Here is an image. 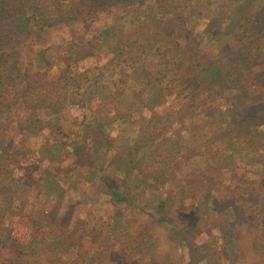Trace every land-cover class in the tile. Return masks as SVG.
<instances>
[{
	"label": "rangeland",
	"instance_id": "rangeland-1",
	"mask_svg": "<svg viewBox=\"0 0 264 264\" xmlns=\"http://www.w3.org/2000/svg\"><path fill=\"white\" fill-rule=\"evenodd\" d=\"M78 1L58 0L63 9ZM154 2L130 0L133 13L119 6L89 14L83 4L78 19L33 30L27 37H16L7 47L19 53L23 69L37 72L44 71L40 54L50 46L70 42L85 46L92 54L78 60L74 55L68 65L57 63L53 72L57 76L64 70V75L76 80L85 107H68L58 115L39 111L42 127L36 137L16 126L25 114L21 106L8 119H0V148H20L26 153L20 158L32 164L34 150L52 147V157L59 162L54 163L57 179L47 177L41 189L22 190L21 209L26 203L32 217L25 224L32 232L21 230L23 235L31 234L33 251L16 258L12 248L6 246L2 258L7 264H264V218L260 217L262 208L264 212V175H260L264 150L249 155L243 150L246 156L236 154L233 139L241 135V130L230 126L220 133L221 125L214 122L219 119L217 110L206 107L191 113V101L181 103L174 95L169 104L157 109L165 101L162 92L154 89L142 104L141 91L146 86L140 88L151 70L169 68L179 50L202 56L213 54L216 46L232 45L231 37L223 31L224 23L237 17L235 9L240 4L245 10L239 18L250 17L255 22L257 15L264 16V0H180L178 15L186 27L177 51L169 49L165 32L160 33L165 23L155 25L146 17L157 10ZM187 32L195 40L193 49L187 42ZM156 50L166 52L165 57ZM48 53L52 59L58 56L56 50ZM218 65L221 69L225 66L222 62ZM174 90L177 92V88ZM109 92L118 94L131 114L126 121L97 129L107 146L103 154L102 150L96 155L83 126L91 119L88 104ZM150 111L156 121L168 125V131L172 130V137L182 146L204 144L213 173L224 172L222 187L205 181L206 175L200 176L207 164L194 157L181 162L180 169L174 171L176 175L170 174L165 181L147 179L136 171L124 173L127 160L142 158L140 127ZM208 127L213 134L205 137ZM40 157L43 160L36 163L37 168L47 161L46 155ZM112 158L121 159L118 167ZM0 177L10 182L6 171ZM68 179H75V187L66 185ZM111 190L121 197L120 201H115ZM58 194L62 195L55 211L58 226L50 238L43 239L45 211L36 205L40 201L37 198L55 199ZM220 194L227 196L221 198Z\"/></svg>",
	"mask_w": 264,
	"mask_h": 264
},
{
	"label": "trees",
	"instance_id": "trees-1",
	"mask_svg": "<svg viewBox=\"0 0 264 264\" xmlns=\"http://www.w3.org/2000/svg\"><path fill=\"white\" fill-rule=\"evenodd\" d=\"M155 1L157 10L154 14L150 11L146 17L155 25L159 24L158 22L165 23L164 27L162 26L163 32L160 33L165 32L169 49L177 51L180 48L179 41L183 38L182 31L186 27L181 24L178 15L181 11V2L180 0ZM77 3L63 9L58 0H0V119H8L13 115V111L21 106L25 114L16 126L30 137H36L42 127L41 120L38 118L39 111L58 115L68 107L79 109L85 107L86 101L78 92L76 80L64 75L66 73L64 70H61L60 75L57 76L53 72L57 63L68 65L71 59H74V55L78 60L92 54L85 46L70 42L50 46L40 54L45 69L37 72L29 67L24 69L21 67L19 53L14 49H7L10 43L18 36L27 37L33 30H45L78 19L83 4L89 14H95L97 10H112L119 6L127 8L125 9L127 12L133 11V4H129L130 0H79ZM242 6L240 4L235 9L238 13L237 17H231L227 23H224L223 31L231 37L232 45L218 48L215 44L213 54L202 56L190 50H179L173 57V63L171 65L166 63L170 65L169 68L162 71L151 70L149 72L151 76L145 77L140 88L146 86L141 91L142 104L149 99L148 96L154 89L162 92L165 101L163 103L161 101L157 109L167 104L174 96H178L181 103L191 101V105L194 106L191 113L200 109L204 110L206 107L217 110L219 119L214 122L221 125L218 131L221 133L230 126L241 130V135L233 139L232 150L236 154L245 155L242 154L244 150L249 155L248 152L254 154L260 148L264 150V16L257 15L259 18L257 17L255 22H253L254 18H239L241 12L245 10ZM185 36L190 48L193 49L195 40L188 32ZM75 49L77 50L74 51ZM55 50L58 56L52 59L48 56V52H55ZM156 52L165 57L166 52L157 50ZM221 62L225 65L222 69L218 65ZM174 88H177V92ZM89 105H91L90 123L84 124L83 127L90 135V142L93 145L91 151L99 155L103 147L107 146V142H104L97 129L110 128L116 122L126 121L130 117L131 109L115 92H109L103 98H94ZM177 107H174V110L178 109ZM182 110L188 111V108H182ZM147 113L149 117L143 120L146 122L140 127L142 144L139 153L142 158L127 160V166L123 165L124 173L136 171L146 175L147 179L165 181L170 174H172L171 177L176 175L174 171L180 169L181 162L184 163L194 157L207 164V168L200 176L206 175L205 181L213 182L211 184L217 183L218 187H222L220 178L223 177L224 172L219 170L213 173L203 143L190 148L182 146L178 138H173L174 136L171 135L172 130L171 133L170 130L168 131V125L156 121L153 112ZM210 128L205 129L207 131L204 132L205 137L213 134L209 132ZM1 143L4 144L3 141ZM8 148H0V175L4 171L10 175L9 183H5V178L0 177L2 181L0 182V264H7V261L2 258V250L6 246L12 248L16 258L33 251L29 242L31 234L28 232L23 235L21 230L23 228L32 232L31 227L25 224V220L32 217L28 215L29 208H25L26 203L21 209L22 190L41 189L47 177L57 179L55 174H58V171L54 169V163L58 161L52 157L54 155L52 147L34 150L31 156L32 164L25 163L20 158L22 149L16 148L10 151ZM104 152L105 149L102 154ZM40 154L46 155L47 161L42 168H37L36 166L39 165L36 163L43 160ZM223 154H226V150ZM111 160L118 167L117 164L121 159L112 158ZM260 172V175H264V162L261 164ZM38 175L40 178H37ZM75 182V179H68L66 185L75 187ZM203 192L205 191L201 190L200 193ZM111 194L115 196L116 202L121 200L115 190H111ZM226 196V194H220L221 198ZM60 198H62L61 194H58L55 199L37 198L40 201L36 202V205L45 211L43 239L50 238L58 226L55 211L59 205L57 200ZM30 200L32 201V198ZM194 203H191L192 207H195ZM260 213L263 219V208ZM66 240L64 243H67Z\"/></svg>",
	"mask_w": 264,
	"mask_h": 264
}]
</instances>
